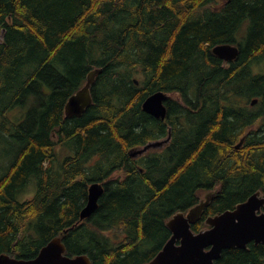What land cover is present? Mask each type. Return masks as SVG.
<instances>
[{
    "label": "trees",
    "instance_id": "16d2710c",
    "mask_svg": "<svg viewBox=\"0 0 264 264\" xmlns=\"http://www.w3.org/2000/svg\"><path fill=\"white\" fill-rule=\"evenodd\" d=\"M0 29V143L12 150L0 162V255L32 259L60 236L91 264H144L170 239L167 219L207 192L195 231L264 195V0H0ZM219 43L240 44L239 57L215 55ZM98 68L92 104L66 117ZM156 91L169 95L165 119L143 110ZM32 178L36 193L19 200ZM92 182L105 190L81 220ZM214 264H264V244Z\"/></svg>",
    "mask_w": 264,
    "mask_h": 264
},
{
    "label": "water",
    "instance_id": "95a60500",
    "mask_svg": "<svg viewBox=\"0 0 264 264\" xmlns=\"http://www.w3.org/2000/svg\"><path fill=\"white\" fill-rule=\"evenodd\" d=\"M213 53L229 61L237 58L239 48L233 43H220L214 46ZM100 73L102 68L90 71L86 83L69 97L65 106L66 116H81L92 104V85ZM167 98L168 94L164 91H156L147 96L143 110L164 119L167 115V106L164 103ZM257 102V98L252 99L251 104L255 105ZM169 139L170 136L165 140L149 142L132 154H142L151 147L161 146ZM104 190L101 182L90 184L87 202L80 212L81 220L96 211ZM213 194L214 191L207 192L187 212L179 211L167 219V226L172 233L170 239L153 259L144 264H214L226 248H247L250 242L264 243V195L261 190L238 203L235 208L209 216L205 220L206 228L193 230L192 224L201 218ZM66 249L62 238L57 236L44 245L32 259H21L5 253L0 255V264H91L87 254L69 255L66 254Z\"/></svg>",
    "mask_w": 264,
    "mask_h": 264
},
{
    "label": "rangeland",
    "instance_id": "374dc122",
    "mask_svg": "<svg viewBox=\"0 0 264 264\" xmlns=\"http://www.w3.org/2000/svg\"><path fill=\"white\" fill-rule=\"evenodd\" d=\"M3 30L0 29V40H2ZM71 150L62 147H59V157L64 158L66 155L70 154ZM12 156V150L4 145V143H0V162L2 163L4 160H9ZM37 191V182L35 178L29 182L28 186L18 193L17 198L19 200H24L33 196Z\"/></svg>",
    "mask_w": 264,
    "mask_h": 264
},
{
    "label": "flooded vegetation",
    "instance_id": "af4514ba",
    "mask_svg": "<svg viewBox=\"0 0 264 264\" xmlns=\"http://www.w3.org/2000/svg\"><path fill=\"white\" fill-rule=\"evenodd\" d=\"M220 5H222V3H220V2H218V1H216V2H214V4H212V3H209V6L213 9L212 10V12L213 13H217V12H220ZM247 24H245L243 27H242V29H241V32H240V34H239V37L240 38H243L244 36H245V34H246V32H247V27L248 26H246ZM220 44V43H219ZM233 44H235V45H237L238 46V48H239V54H240V51H241V45L240 44H238V43H233ZM216 46V45H215ZM214 48V47H213ZM213 48H212V51H213ZM216 55V54H215ZM239 57V55L237 56V58ZM237 58H235V59H233V60H229V61H226V62H231V61H234V60H236ZM225 61V60H224ZM168 110V109H167Z\"/></svg>",
    "mask_w": 264,
    "mask_h": 264
},
{
    "label": "bare ground",
    "instance_id": "6f19581e",
    "mask_svg": "<svg viewBox=\"0 0 264 264\" xmlns=\"http://www.w3.org/2000/svg\"><path fill=\"white\" fill-rule=\"evenodd\" d=\"M206 51H207V50H206ZM175 66H176V65H175ZM182 66H183V65H182ZM162 75H163V74H162ZM192 207H194V206H192ZM192 207H190V208H192ZM190 208H189V209H190ZM189 209H188V210H189ZM188 210H187V211H188Z\"/></svg>",
    "mask_w": 264,
    "mask_h": 264
}]
</instances>
